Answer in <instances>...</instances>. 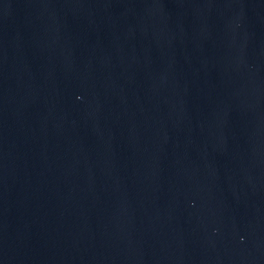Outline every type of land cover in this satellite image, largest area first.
Here are the masks:
<instances>
[{"label":"water","instance_id":"95a60500","mask_svg":"<svg viewBox=\"0 0 264 264\" xmlns=\"http://www.w3.org/2000/svg\"><path fill=\"white\" fill-rule=\"evenodd\" d=\"M0 264H264V0H0Z\"/></svg>","mask_w":264,"mask_h":264}]
</instances>
